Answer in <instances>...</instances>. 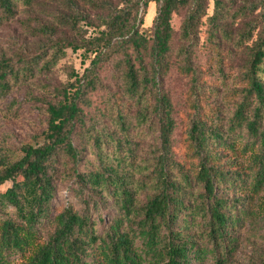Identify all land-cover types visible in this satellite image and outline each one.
Wrapping results in <instances>:
<instances>
[{
  "label": "trees",
  "instance_id": "trees-1",
  "mask_svg": "<svg viewBox=\"0 0 264 264\" xmlns=\"http://www.w3.org/2000/svg\"><path fill=\"white\" fill-rule=\"evenodd\" d=\"M49 1L0 0V24ZM54 15L36 49L0 58V95L67 49L90 63L42 104L39 141L0 158V264H232L264 206V0H57Z\"/></svg>",
  "mask_w": 264,
  "mask_h": 264
},
{
  "label": "rangeland",
  "instance_id": "rangeland-1",
  "mask_svg": "<svg viewBox=\"0 0 264 264\" xmlns=\"http://www.w3.org/2000/svg\"><path fill=\"white\" fill-rule=\"evenodd\" d=\"M56 7L57 0H50L32 11L20 3L17 15L0 24V58L8 56L15 59L20 53L27 55L30 50L36 49L39 44L37 30L55 21ZM157 9L158 5L151 2L144 17V29L153 25ZM180 21V16L174 15V29L179 28ZM81 27L87 31L84 33L86 37L95 35L94 26L82 22ZM63 29L62 33L68 31L71 36H77L68 28ZM89 63L90 59L83 50L67 49L66 55L50 71L40 72L37 69L31 78H22L8 95H0V158L4 154L19 155L24 145L39 141L46 124L45 107L42 104L53 98V93L69 81L73 72L82 73ZM10 185L7 183L2 190ZM262 209V221L254 236L255 245L243 244L232 264H254L256 259L264 256V206Z\"/></svg>",
  "mask_w": 264,
  "mask_h": 264
}]
</instances>
